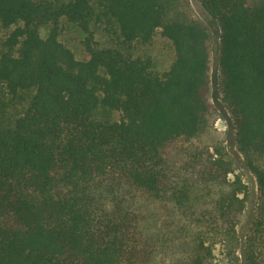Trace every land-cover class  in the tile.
Here are the masks:
<instances>
[{
  "label": "trees",
  "instance_id": "obj_1",
  "mask_svg": "<svg viewBox=\"0 0 264 264\" xmlns=\"http://www.w3.org/2000/svg\"><path fill=\"white\" fill-rule=\"evenodd\" d=\"M198 1L258 185L243 230L246 187L193 144L213 113L211 33L189 0H0V264H264V0ZM64 18L87 61L60 42ZM104 21L124 50L95 46ZM157 30L176 54L162 75L125 51Z\"/></svg>",
  "mask_w": 264,
  "mask_h": 264
},
{
  "label": "rangeland",
  "instance_id": "obj_2",
  "mask_svg": "<svg viewBox=\"0 0 264 264\" xmlns=\"http://www.w3.org/2000/svg\"><path fill=\"white\" fill-rule=\"evenodd\" d=\"M193 15L206 24L211 33L210 40V93L209 99L213 106V113L210 117L209 129L199 138L193 141L195 147L199 150H209L210 153L224 157L232 164V173L229 174V181L232 183L240 179L246 187L243 196H246V207L239 216L238 230L241 232L248 223V218L253 211L257 210L258 203V185L254 173L248 169L247 161L240 153L235 144L233 130L231 127L230 115L225 108L220 93V71L218 66V51L220 44V27L218 22L212 19L202 8L198 0H189ZM53 25L41 28V36L46 38ZM14 28L5 29L0 25V53L3 50V44ZM92 31L94 35L95 46L99 49H123L120 31L114 25L108 22L93 23ZM59 40L69 48L75 58L79 61H87L89 54L85 48L84 40L86 35L75 24L67 19H61L58 24ZM133 58H141L150 62L153 73L162 75L166 73L176 54L174 47L168 39L162 36L161 30H157L149 43L136 41L130 48L125 50ZM115 118H119L115 114ZM259 164L264 166V158L259 160ZM203 204V203H201ZM203 206L196 205L195 209H201Z\"/></svg>",
  "mask_w": 264,
  "mask_h": 264
}]
</instances>
